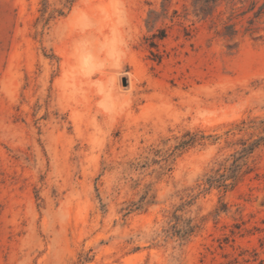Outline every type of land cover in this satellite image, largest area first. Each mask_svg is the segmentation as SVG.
Returning a JSON list of instances; mask_svg holds the SVG:
<instances>
[{"label":"rangeland","instance_id":"374dc122","mask_svg":"<svg viewBox=\"0 0 264 264\" xmlns=\"http://www.w3.org/2000/svg\"><path fill=\"white\" fill-rule=\"evenodd\" d=\"M195 1L0 0V264H264V0Z\"/></svg>","mask_w":264,"mask_h":264},{"label":"trees","instance_id":"16d2710c","mask_svg":"<svg viewBox=\"0 0 264 264\" xmlns=\"http://www.w3.org/2000/svg\"><path fill=\"white\" fill-rule=\"evenodd\" d=\"M214 2V0H204V1H195L194 4L195 6L198 8L199 12L202 13L204 16H207L211 13L212 11V6H208V2ZM231 29H229L230 31H228V34H231L232 31V26L230 25ZM159 38H162L164 36V33H159V35H157ZM244 126H246V128H255L257 130V134H256V138L248 141V139L245 140H241V145L242 148L240 150V153L242 155V153H246V152H250L252 151L255 147H257L259 144H261L262 142H264V118L260 119L259 121H248V122H243ZM237 158L234 159V162L236 161ZM234 166H238V164L235 162ZM208 180L211 182L213 179L211 177L208 178ZM221 185H225V184H221Z\"/></svg>","mask_w":264,"mask_h":264},{"label":"clouds","instance_id":"9594fccd","mask_svg":"<svg viewBox=\"0 0 264 264\" xmlns=\"http://www.w3.org/2000/svg\"><path fill=\"white\" fill-rule=\"evenodd\" d=\"M122 11H123V14L126 16L127 15L126 9H122Z\"/></svg>","mask_w":264,"mask_h":264},{"label":"water","instance_id":"95a60500","mask_svg":"<svg viewBox=\"0 0 264 264\" xmlns=\"http://www.w3.org/2000/svg\"><path fill=\"white\" fill-rule=\"evenodd\" d=\"M126 82V80L125 79H123V83H125Z\"/></svg>","mask_w":264,"mask_h":264}]
</instances>
